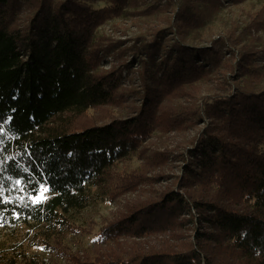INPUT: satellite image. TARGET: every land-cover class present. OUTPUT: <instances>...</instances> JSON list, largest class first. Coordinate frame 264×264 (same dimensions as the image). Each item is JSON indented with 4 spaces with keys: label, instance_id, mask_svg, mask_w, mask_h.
I'll list each match as a JSON object with an SVG mask.
<instances>
[{
    "label": "trees",
    "instance_id": "trees-1",
    "mask_svg": "<svg viewBox=\"0 0 264 264\" xmlns=\"http://www.w3.org/2000/svg\"><path fill=\"white\" fill-rule=\"evenodd\" d=\"M222 3L0 0V183L15 201L0 204L2 229L36 226L57 243L76 228L75 213L149 181L175 182L127 202L122 225L106 222L93 238L88 264H215L205 242L264 264V64L244 32L205 33ZM128 14L146 21L115 50L97 29ZM107 52L117 59L109 70ZM106 106L117 109L106 121L71 122ZM40 174L53 187L48 201L21 206L15 198L28 194L13 181ZM180 217L191 239L149 248L156 227ZM119 235L129 244L102 251ZM29 262L17 245L0 248V264Z\"/></svg>",
    "mask_w": 264,
    "mask_h": 264
},
{
    "label": "rangeland",
    "instance_id": "rangeland-1",
    "mask_svg": "<svg viewBox=\"0 0 264 264\" xmlns=\"http://www.w3.org/2000/svg\"><path fill=\"white\" fill-rule=\"evenodd\" d=\"M222 8L205 31L206 34L212 33L217 35L223 31H234L244 36V43L254 52L260 51L261 63L264 64V0H243L240 3H234L229 0H222ZM144 21L141 17L135 15H125L114 17L106 20L99 26L97 32L102 38H107L112 42L113 48L118 50L119 47H128L133 43L135 38L142 30ZM107 42V41H104ZM116 52V51H114ZM103 68L109 70L115 60H117L112 52L105 53ZM130 56L124 57V60ZM112 62V63H111ZM116 108L106 106L87 111L81 117H72L76 127L84 124L106 121L116 112ZM165 144H161L163 146ZM165 172L173 174L178 172V168H166ZM166 187L176 188L175 182L166 183V181H149L139 192H130L123 195L120 200L114 203H98L75 213L72 217L76 219V228L68 231V237L64 240H58L57 243L50 240L48 243L43 242L44 235L38 230V227L24 226L16 230L5 231L0 225V248H9L19 246L20 249L27 252L30 259L35 262L25 264H84L83 262L90 260L89 256L96 255L95 250L92 252V240L101 233L106 222H119L122 225L123 211L127 202L138 200L155 191L160 192ZM43 195H48L44 193ZM41 198H43L41 196ZM164 213V212H163ZM120 217V219H119ZM162 220H166V214L159 215ZM154 218V216L152 217ZM153 220V219H152ZM173 220V219H172ZM127 224H129L127 226ZM152 226V222H149ZM126 229L130 228V223H125ZM157 225V224H154ZM115 226V225H114ZM113 226V227H114ZM158 228V229H157ZM156 234H151L150 247L156 249H166L170 245L178 244L181 246L186 240L191 239L193 233L191 223L184 217L175 220L173 227L167 226L165 223L161 227H156ZM119 235V239L112 244L103 247L102 251L119 252L123 246L129 244L130 239L126 236ZM147 244V243H145ZM205 253L215 264H252L237 250L226 249V247L214 245L205 242ZM86 253V260H84ZM84 254V256H83ZM101 255L102 253L99 252ZM104 255L100 256L102 259ZM83 258L82 262H78ZM99 257L95 258L97 263ZM93 260V259H92Z\"/></svg>",
    "mask_w": 264,
    "mask_h": 264
},
{
    "label": "snow or ice",
    "instance_id": "snow-or-ice-1",
    "mask_svg": "<svg viewBox=\"0 0 264 264\" xmlns=\"http://www.w3.org/2000/svg\"><path fill=\"white\" fill-rule=\"evenodd\" d=\"M5 131L3 124L0 123V134H2ZM3 143V140H0V144ZM28 169H25L27 171ZM41 178L36 179L35 177L31 178H25L21 177L19 179H16L13 181V189L17 190L20 193L27 192L28 198L26 199L24 195H20L15 198L16 201L19 202V204L23 207H41L44 203H46L49 199L47 195H43L44 193L51 192L53 190L52 185H50L49 180L43 175L40 174ZM35 181V183H34ZM23 183L24 187H20V185ZM4 186L2 183H0V197H3V199H0V204H8L15 202L13 199L9 197L4 196ZM32 193H36V195H32ZM41 196L43 198H41ZM0 211H7L6 208L0 209ZM15 212V209L12 210ZM19 214H17L18 217Z\"/></svg>",
    "mask_w": 264,
    "mask_h": 264
}]
</instances>
